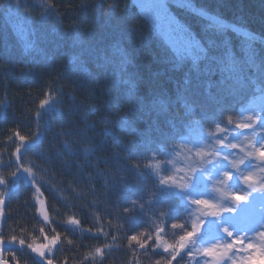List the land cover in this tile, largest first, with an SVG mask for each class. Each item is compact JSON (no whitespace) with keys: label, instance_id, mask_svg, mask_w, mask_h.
I'll use <instances>...</instances> for the list:
<instances>
[{"label":"trees","instance_id":"trees-1","mask_svg":"<svg viewBox=\"0 0 264 264\" xmlns=\"http://www.w3.org/2000/svg\"><path fill=\"white\" fill-rule=\"evenodd\" d=\"M45 1L55 6L59 26L75 42L104 91L106 113L100 125L73 116L74 92L60 77L46 87L9 13L0 7V177L6 182L11 178L13 169L7 165L15 160V148L21 143L15 133L31 143L43 132L41 142L21 161L33 168L38 182L33 186L20 180L2 186L5 203L0 236L7 244L13 236L17 238L16 244L5 247L4 258L9 264L17 260L19 264H45L27 244L46 243L45 235L51 239L59 233L60 240L47 257L53 264H156L157 260L165 264L168 254L162 249L153 251L155 232L164 227L161 236L174 243L180 230L171 229L170 223L187 222V227L196 214L178 198L170 201L171 209L168 202L148 203L156 185L144 166L172 154L168 140L177 132L193 139L214 131L207 125L223 119L225 109L247 113L253 101L249 81L264 79V0H166L177 23L200 47L207 51V42H215L208 51L213 59L225 44L243 55L249 43L242 32L219 30L218 19L256 35L251 45L258 67L246 66L243 83L229 82L234 90L230 96L221 90L218 81L222 77L211 60L194 59L199 48L193 53L179 51L173 39L143 17L132 0ZM117 45L127 49L131 65L123 64ZM178 97L183 99L177 102ZM44 99L50 104L62 100V104L46 117V124L37 125ZM133 103L140 106L128 113V119L137 133L119 127ZM105 128L113 130L116 138L106 135ZM65 143L73 146L74 155L64 152ZM184 147L177 137L175 150L180 153ZM130 152L132 159H123ZM157 153V160H152ZM135 164L140 165V177ZM38 197L44 201L48 221L41 218ZM133 199L136 207L130 203ZM73 218L79 225L69 224ZM133 234L144 240L151 236L148 248L139 249L130 242ZM201 236L203 243L215 235L202 232ZM20 239L25 240L23 248ZM9 247L15 258L8 254ZM97 248L104 249L103 256L96 254Z\"/></svg>","mask_w":264,"mask_h":264},{"label":"snow or ice","instance_id":"snow-or-ice-1","mask_svg":"<svg viewBox=\"0 0 264 264\" xmlns=\"http://www.w3.org/2000/svg\"><path fill=\"white\" fill-rule=\"evenodd\" d=\"M51 11L46 15H51L56 12L54 5L48 6ZM27 23V22H26ZM219 30H226L232 28L233 31L242 32L247 38L248 45L243 55L236 52L234 49H229L225 44L222 53L215 59L208 56V51L214 46V41L209 40L208 50L196 45L199 52L194 59H199L205 56L210 59L215 66L216 74L222 77L218 83L221 90L227 93V96L232 95L233 88L229 84L230 81L236 83H243L246 80L245 68L258 67L256 65V53L252 49L251 42L257 39L256 35L252 32L236 28L234 25L225 24L218 19ZM23 32V29L21 30ZM117 49L121 55L123 64L131 65L130 54L125 48L119 47ZM77 71H86L81 65ZM130 83V82H125ZM253 87V101L249 105L247 113L242 110L241 113H231L226 109L223 110V119L214 120L211 124L207 125L214 129L205 135H200L197 139L193 140L187 136L181 135L177 132L175 136L168 140V143L173 145L172 154L161 157L156 163H146L145 169L154 177L156 190L151 193L148 203L154 204L159 201L168 202V207L171 209L173 199L178 198L184 205L185 209H191L193 212H198L194 222H191L186 227L187 222H171V229H179L180 234L178 240L170 243L163 239L161 233L165 232L164 227H159L155 232V249H162L163 253H167L165 264H224L225 261H230L231 264H264V219L259 221V226L248 225L241 227L239 234L236 230L230 227L232 221H225L223 216L225 213L229 216H239L241 205H251L254 201H260L262 210H264V79L259 83L252 80L249 81ZM59 91V90H57ZM227 96L223 99L227 101ZM183 97H178L177 102H180ZM256 101H260L257 104ZM131 102V101H130ZM61 101H52L49 103L48 99H44L40 103V108L43 112H38L37 116L40 118L36 121L37 125H41V121L47 123L46 117L52 114L57 104ZM140 105L133 103V106L126 109L125 115L119 121V127L124 131L137 133V129L131 127L128 119L129 112H135ZM187 107V104H185ZM203 113L201 117L203 118ZM237 116L242 119H237ZM234 125V126H233ZM106 135H112L116 138L115 132L108 128L104 129ZM15 136L21 142L15 148V160L10 163L13 171L11 178L6 182L0 177V185H12L13 181L19 182L24 180L28 185H35L38 182L37 176L33 172L32 167L25 166L22 159L26 157L27 153L31 151L33 146L41 142L43 132L37 133L36 137L29 143L28 139L16 132ZM179 137L180 141L187 148L185 160L191 157L198 158V162L185 164L184 167L176 163V158L179 152L175 150L176 138ZM63 150L69 155H74L75 150L72 145L65 143ZM242 153V155H241ZM132 153L123 159L131 160ZM153 155L152 160H157V156ZM171 164V167L169 166ZM6 166V167H7ZM133 168L136 170L138 177L142 176L140 165L135 164ZM187 169V170H186ZM183 173V175H179ZM235 180H240L243 184H236ZM116 191H119V186H113ZM211 188L214 193H218L214 199H209L204 196L205 190ZM6 191H11L7 188ZM39 192V188H36ZM159 198L157 200L156 198ZM38 202L43 208L44 201L37 198ZM5 203L4 199H0V205ZM133 207L137 206L135 199L130 201ZM195 206V208H193ZM141 211L143 205H139ZM130 209H125L129 211ZM43 218L48 221L47 213H43ZM217 221H219L217 223ZM69 224L79 225L80 221L77 219H70ZM222 230L228 237H218L214 243L206 244L201 243L203 237L202 232L211 234L213 230ZM43 232V228L40 230ZM252 232V235H249ZM47 243H28L27 248L36 253L45 264H53L52 259L46 258V251L50 252L52 248L60 240V234L56 233L51 239L45 235ZM259 240V243L254 241ZM130 242H134L139 249L148 248L152 241V237L147 240L141 238L136 234L129 237ZM222 241V242H221ZM17 238L13 236L8 241L9 245L16 244ZM19 246H25V240H19ZM8 254L15 258V253L9 247ZM5 252V239L0 236V264H9L8 260L4 258ZM240 253H247L246 256L239 255ZM96 254L103 256L104 249L97 248ZM197 257H204L209 259L199 260ZM16 264H19L17 260ZM156 264H161L160 260Z\"/></svg>","mask_w":264,"mask_h":264},{"label":"rangeland","instance_id":"rangeland-1","mask_svg":"<svg viewBox=\"0 0 264 264\" xmlns=\"http://www.w3.org/2000/svg\"><path fill=\"white\" fill-rule=\"evenodd\" d=\"M132 2L143 17L148 19L153 26L157 27L167 37L173 39L179 51L193 53L198 49L196 41L189 36L170 13L166 0H132ZM0 7L9 13L12 24L25 44L35 69L46 87L49 88L55 79L60 77L75 94L73 116L79 120L83 116V118H89L91 123L100 125L101 119L106 113L104 91L91 75L88 64L75 42L59 26L56 16L54 14L46 15L47 12L51 11L46 1L0 0ZM81 65L84 66L86 71H77ZM198 137H193V140ZM190 147L191 144L187 148ZM187 148L181 149L179 158L176 161L181 167H184L185 164L198 162L196 157L185 160ZM187 154L191 156L190 153ZM179 175H183V173ZM235 183L243 184L240 180H235ZM2 186L0 185V199H4ZM203 194L209 199H214L216 195H219L214 193L211 188L205 190ZM39 208L41 218L44 220V208H41L40 204ZM238 211L240 212L239 216L230 217L227 213L223 216L226 222L232 221L230 227L234 228L238 234L241 227L248 225L258 227L259 221L264 219V210H262L260 201H254L251 205H245V207L240 206ZM1 214L2 205H0ZM195 214L197 217L199 213L195 212ZM211 234L215 236H207L203 243H214L218 237L228 239L222 230L214 229ZM249 235L251 236L252 232H249ZM254 242L259 243V240L257 239ZM8 246L10 245L5 243V247ZM55 248L56 246L50 252L46 251V258L53 253ZM34 255L45 263L36 253ZM239 255L246 256L247 253H240ZM202 259L209 258L203 257ZM224 264H231V262L225 261ZM257 264H260V262L257 261Z\"/></svg>","mask_w":264,"mask_h":264},{"label":"water","instance_id":"water-1","mask_svg":"<svg viewBox=\"0 0 264 264\" xmlns=\"http://www.w3.org/2000/svg\"><path fill=\"white\" fill-rule=\"evenodd\" d=\"M2 222H3V216L0 215V225H2Z\"/></svg>","mask_w":264,"mask_h":264}]
</instances>
